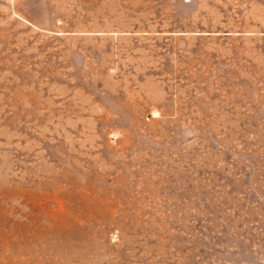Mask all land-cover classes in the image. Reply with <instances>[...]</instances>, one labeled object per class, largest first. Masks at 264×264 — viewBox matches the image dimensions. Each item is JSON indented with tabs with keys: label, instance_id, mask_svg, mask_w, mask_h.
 I'll return each instance as SVG.
<instances>
[{
	"label": "rangeland",
	"instance_id": "obj_1",
	"mask_svg": "<svg viewBox=\"0 0 264 264\" xmlns=\"http://www.w3.org/2000/svg\"><path fill=\"white\" fill-rule=\"evenodd\" d=\"M0 264H264V0H0Z\"/></svg>",
	"mask_w": 264,
	"mask_h": 264
}]
</instances>
